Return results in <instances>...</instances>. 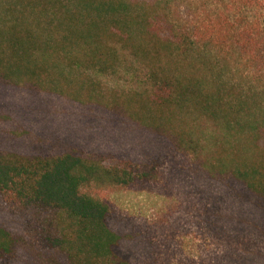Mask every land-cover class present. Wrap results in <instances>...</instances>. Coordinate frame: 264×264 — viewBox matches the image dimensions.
Instances as JSON below:
<instances>
[{"label": "trees", "instance_id": "obj_1", "mask_svg": "<svg viewBox=\"0 0 264 264\" xmlns=\"http://www.w3.org/2000/svg\"><path fill=\"white\" fill-rule=\"evenodd\" d=\"M168 168L264 264V0H0V264H164L105 193Z\"/></svg>", "mask_w": 264, "mask_h": 264}, {"label": "rangeland", "instance_id": "obj_2", "mask_svg": "<svg viewBox=\"0 0 264 264\" xmlns=\"http://www.w3.org/2000/svg\"><path fill=\"white\" fill-rule=\"evenodd\" d=\"M110 86L129 81L121 74L104 77ZM187 183L168 168L140 188H109L105 195L114 209L151 229L162 245L164 264H207L223 244L203 226V203L189 195Z\"/></svg>", "mask_w": 264, "mask_h": 264}]
</instances>
